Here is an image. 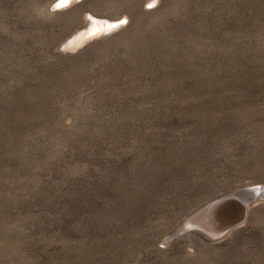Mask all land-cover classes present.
I'll return each instance as SVG.
<instances>
[{
    "label": "rangeland",
    "instance_id": "rangeland-1",
    "mask_svg": "<svg viewBox=\"0 0 264 264\" xmlns=\"http://www.w3.org/2000/svg\"><path fill=\"white\" fill-rule=\"evenodd\" d=\"M261 189L264 0H0V264H264Z\"/></svg>",
    "mask_w": 264,
    "mask_h": 264
},
{
    "label": "bare ground",
    "instance_id": "bare-ground-1",
    "mask_svg": "<svg viewBox=\"0 0 264 264\" xmlns=\"http://www.w3.org/2000/svg\"><path fill=\"white\" fill-rule=\"evenodd\" d=\"M68 3V2H67ZM88 19H89V17H88ZM91 19V18H90ZM87 20V19H86ZM93 21V20H92ZM92 21L90 20V21H88L89 23H92ZM86 24H88V23H86ZM91 25V24H90ZM89 25V26H90ZM87 28V26L86 27H84V29H81L80 31H78L77 33L79 34L80 32H83L85 29ZM246 189H248V188H246ZM245 189V190H246ZM263 189V188H262ZM261 189V190H262ZM262 192H264L263 190H262ZM261 192V193H262ZM243 193H244V191L242 190V191H239V192H237L236 194H233V198H235V199H237V200H242V201H240V202H242V203H240V204H238V206H237V208H236V210H235V208H233V206L231 205V204H226L225 203V201L224 202H221V203H218V204H215V206H213V207H203L202 209H200V210H198L197 212H195V215L194 216H192V217H188L187 216V218H183V221L181 222V224L183 223V225L185 224V221L189 218V220L191 219H193L196 215H198V217L197 218H195V219H193V221L194 222H196V223H199V224H201L202 226H203V228H205V229H209L210 231H223L224 229H226V224H228L231 220H232V218L235 216V214H236V211H239L243 206H245L246 207V213L249 211H251L252 210V205H253V202L251 203V205L249 206L248 204H249V202L252 200V198H253V196L251 195V198H248V197H246V196H244L243 195ZM230 194V193H229ZM242 194V195H241ZM241 195V196H240ZM224 196V195H223ZM223 196H219L220 198L219 199H221V198H223ZM212 201V200H211ZM239 203V202H238ZM208 204H210V203H208ZM207 208V209H206ZM249 208V209H248ZM249 215V214H248ZM188 220V221H189ZM187 221V222H188ZM189 225V224H188ZM194 228V227H193ZM178 229V228H177ZM180 229H181V226H180ZM179 229V230H180ZM191 229H192V227H191ZM177 231V230H176ZM176 231H174V232H176ZM202 232V231H201ZM206 233V232H205ZM208 234V233H207ZM173 235H174V233H173ZM172 235V236H173ZM201 235V234H200ZM202 235H203V233H202ZM209 235V234H208ZM211 236V235H210ZM204 237H206V238H208L207 236H204ZM205 238V239H206ZM218 238V237H217ZM212 239V238H211Z\"/></svg>",
    "mask_w": 264,
    "mask_h": 264
},
{
    "label": "water",
    "instance_id": "water-1",
    "mask_svg": "<svg viewBox=\"0 0 264 264\" xmlns=\"http://www.w3.org/2000/svg\"><path fill=\"white\" fill-rule=\"evenodd\" d=\"M251 195L253 196V194H251ZM232 196H233V194L230 195V196H226V197H223L221 199H218V200L212 202L211 204H209L206 207L207 208L208 207H213V206H215V204H218V203H221V202H224L225 201L226 204H231L233 206V208H235V210H236L238 204L242 203L243 201L242 200H237V199L233 198ZM240 201H242V202H240ZM198 215H196L193 219L197 218ZM245 217H246V207L243 206L239 211H236L235 216L232 218V220L228 224H226L227 225L226 226V229H224L223 231L222 230L221 231H214V230L213 231H210L209 229L203 228V226L201 224L194 222L193 219L191 220V222L189 223V225H190V227L191 226H194V227H199L201 229L203 228L205 230V232H207L209 235H211L212 237H216L219 234L225 232L226 230L232 229V228L236 227L238 224H240L241 222H243V220L245 219Z\"/></svg>",
    "mask_w": 264,
    "mask_h": 264
},
{
    "label": "snow or ice",
    "instance_id": "snow-or-ice-1",
    "mask_svg": "<svg viewBox=\"0 0 264 264\" xmlns=\"http://www.w3.org/2000/svg\"><path fill=\"white\" fill-rule=\"evenodd\" d=\"M67 2H68V0H61V3H63V4H66ZM57 7H60V4H58ZM149 7H151V5H149Z\"/></svg>",
    "mask_w": 264,
    "mask_h": 264
}]
</instances>
